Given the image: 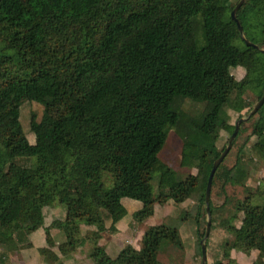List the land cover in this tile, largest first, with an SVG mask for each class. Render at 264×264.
Segmentation results:
<instances>
[{
    "label": "trees",
    "instance_id": "trees-1",
    "mask_svg": "<svg viewBox=\"0 0 264 264\" xmlns=\"http://www.w3.org/2000/svg\"><path fill=\"white\" fill-rule=\"evenodd\" d=\"M228 7V0H0V246L9 252L26 243L55 201L64 209L57 228L74 245L88 232L114 234L126 214L122 198L140 203L131 215L136 223L150 217L154 202L191 200L199 228L206 179L223 151L218 133L234 129L225 109L239 112L247 90L257 100L264 93V0L237 9L241 34L230 17L218 18ZM230 65L243 69L241 80L229 75ZM184 100L203 110L184 113ZM24 102L39 104L45 116L41 124L31 117L33 144L18 122ZM256 113L264 116V102ZM169 130L181 142L179 167L194 175L178 179L157 158ZM251 134L264 160V126ZM22 158L32 163L17 164ZM220 164L211 183L244 182L238 159L228 169ZM259 194L260 206L236 202L223 229L231 250L264 259V177ZM45 241L39 255L56 262ZM178 242L176 228L161 224L143 233L138 250L125 245L111 258L93 245L88 258L160 264L162 244Z\"/></svg>",
    "mask_w": 264,
    "mask_h": 264
},
{
    "label": "rangeland",
    "instance_id": "rangeland-1",
    "mask_svg": "<svg viewBox=\"0 0 264 264\" xmlns=\"http://www.w3.org/2000/svg\"><path fill=\"white\" fill-rule=\"evenodd\" d=\"M228 1L230 8H221L217 13L219 20L224 23H227L230 11L239 0ZM262 49H264V46ZM228 73L236 81L241 80L244 76L243 69L234 65L229 66ZM257 101V94L247 90L242 96L239 112L232 108L225 109V114L231 126H234L239 119L242 121L238 124L236 135L220 166L228 169L238 159L245 169L246 178L242 184L228 182L223 185L221 181L216 179L211 183L208 204L212 207V214H209L210 226L208 235L203 241L205 264H264V259H258L254 251L248 255H243L231 250L229 247L231 237L223 229V224L234 213L236 202L247 201L253 206H260L263 202L262 195L259 192L260 181L264 177V160L259 158L253 150L256 138L251 134V131L254 125L264 126V116L255 113L248 117ZM203 107L204 104L190 100H184L181 104L182 111L190 116L200 113ZM31 117L41 124L45 119L42 106L34 102L22 103L19 107L18 122L29 144L34 142L33 135L29 131ZM229 136L230 133L219 131L215 143L218 151L226 147ZM180 149L181 142L179 138L172 130H169L161 149L157 153V158L171 168L178 179H183L188 174L194 175L195 170L179 167ZM16 162L21 166H28L32 163V159L22 158L17 159ZM151 186L152 195L155 197L157 194L155 177L151 181ZM120 202L126 210V214L119 224L120 236H114V238L105 241L104 238L110 234L109 232L84 235L83 240L78 245H74V243H65L62 229L59 228L58 230L57 228V225L60 226L63 220L64 209L55 201L52 206L43 209L45 227L27 235L26 243L19 245L15 251L9 252L3 246H0V264H54L47 257L38 253L39 247H46L45 237H50V242L53 244L52 248L58 254L60 263L93 264L88 258V252L93 245L103 244L102 246H104L107 255L113 258L125 245L130 244L131 247L138 250L141 247L143 233L147 229L161 224L176 228L179 242L175 245L163 243L157 253V261L160 264H200L198 245L202 238L199 239L198 234L205 229L207 215L200 212V226L197 229L194 224V203L191 200H186L178 205L172 202L163 204L154 202L151 206L150 217L141 223H136L131 216L133 212L140 208V203L128 198H122ZM51 208L55 212H52ZM237 217L240 218L241 215H237ZM233 223L238 227L239 223L237 221ZM104 225L107 228L109 221L105 220ZM75 250L76 253L79 251L81 254V256H75L77 259L82 258L86 253L84 260H74Z\"/></svg>",
    "mask_w": 264,
    "mask_h": 264
},
{
    "label": "water",
    "instance_id": "water-1",
    "mask_svg": "<svg viewBox=\"0 0 264 264\" xmlns=\"http://www.w3.org/2000/svg\"><path fill=\"white\" fill-rule=\"evenodd\" d=\"M245 0H239L236 5L233 7V9L230 11L229 17L230 19L235 23L237 31L241 34V28L235 18V13L237 11V9L242 5V3ZM241 40L243 41V43L246 46H251L254 49L258 50V47L256 45H253L251 43H249L247 40L244 39V37L240 36ZM260 52L264 53V50H259ZM264 102V93L262 94V96L260 97V99L256 102V104L253 106V108L251 109V111L248 114V117H250L251 115L255 114L256 111L259 109V107L262 105V103ZM242 120L239 119L236 124L234 125V129L232 131V133L230 134L228 141H227V145L226 147L223 149V151L220 153V155L217 157V159H215L211 165L210 171L208 173L207 179H206V183H205V187H204V195H203V199H204V209H205V213L207 215V220H206V224H205V229H204V233H203V237L201 239V241L199 242V248H200V264H205V249H204V244L203 241L206 239L207 235H208V229H209V225H210V221H209V214H208V197H209V190H210V186H211V180H212V176L213 173L215 171V169L217 168V166L222 162L224 156L227 154V152L230 149L231 146V142L234 139L236 132H237V128H238V124L241 122Z\"/></svg>",
    "mask_w": 264,
    "mask_h": 264
},
{
    "label": "crops",
    "instance_id": "crops-1",
    "mask_svg": "<svg viewBox=\"0 0 264 264\" xmlns=\"http://www.w3.org/2000/svg\"><path fill=\"white\" fill-rule=\"evenodd\" d=\"M121 203V202H120ZM122 205V204H121ZM123 206V205H122ZM124 208V207H123ZM125 209V208H124ZM52 212H55V210H53L52 208L50 209ZM138 210V209H137ZM136 210V211H137ZM126 211V210H125ZM134 213V212H133ZM123 219V218H122ZM122 219L120 220V222H118L117 223V225H116V232L114 233V234H109V235H107L104 239H105V241H107L109 238L111 239V238H114V236H120L121 235V231H120V223H121V221H122ZM105 226V225H104ZM45 227V226H44ZM106 228V227H105ZM40 229H42V228H40ZM39 230V229H38ZM80 230L82 231L83 229H82V227L80 226ZM84 231V230H83ZM133 231H134V228H133ZM35 232V231H34ZM33 232V233H34ZM85 232V231H84ZM102 233H104L105 234V232H102ZM134 233V232H133ZM136 233V232H135ZM98 234H100V233H98ZM82 235V234H81ZM86 235H97V234H91V233H85V236ZM130 235H133V234H130ZM135 235V234H134ZM84 235L82 236V239L85 237ZM103 244H98V246H101V247H103V249H104V246H102ZM130 245V244H129ZM39 248H44V247H39ZM134 248V247H133ZM135 249V248H134ZM51 250V252H53L55 255H56V257H57V261L56 262H53L54 264H63V263H60V260H59V256H58V254L56 253V251H54L53 250V248L52 249H50ZM137 250V249H136ZM105 251V250H104ZM106 253V252H105ZM83 254V253H82ZM86 254V253H85ZM85 254L82 256V258H79V259H77V258H75V256L77 257V256H81V254L79 253V251L76 253V250H75V252H74V260H84V257H85ZM107 254V253H106Z\"/></svg>",
    "mask_w": 264,
    "mask_h": 264
}]
</instances>
